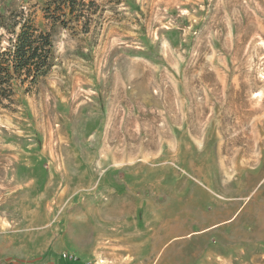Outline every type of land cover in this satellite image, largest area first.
I'll use <instances>...</instances> for the list:
<instances>
[{"label": "rangeland", "instance_id": "obj_1", "mask_svg": "<svg viewBox=\"0 0 264 264\" xmlns=\"http://www.w3.org/2000/svg\"><path fill=\"white\" fill-rule=\"evenodd\" d=\"M63 1L0 0L1 46L52 38L0 103V264H264V0Z\"/></svg>", "mask_w": 264, "mask_h": 264}, {"label": "trees", "instance_id": "obj_2", "mask_svg": "<svg viewBox=\"0 0 264 264\" xmlns=\"http://www.w3.org/2000/svg\"><path fill=\"white\" fill-rule=\"evenodd\" d=\"M76 4V0H64L55 8L60 13L72 15L77 12L81 14L83 8L89 6L82 2V6L76 8ZM42 10L45 20L54 18L55 11L53 12L49 3ZM14 21L15 24H20L19 31L8 38L6 45H0V103L11 102L15 86L27 83L28 88L34 85L50 70L52 64L51 32L42 29L31 17L22 18L21 15L19 20ZM63 264L83 263L77 259H65Z\"/></svg>", "mask_w": 264, "mask_h": 264}, {"label": "built area", "instance_id": "obj_3", "mask_svg": "<svg viewBox=\"0 0 264 264\" xmlns=\"http://www.w3.org/2000/svg\"><path fill=\"white\" fill-rule=\"evenodd\" d=\"M63 255H65V254H63Z\"/></svg>", "mask_w": 264, "mask_h": 264}]
</instances>
